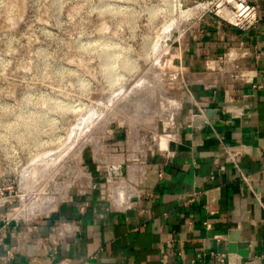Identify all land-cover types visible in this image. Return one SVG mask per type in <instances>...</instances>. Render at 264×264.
Returning a JSON list of instances; mask_svg holds the SVG:
<instances>
[{"label":"crops","instance_id":"obj_1","mask_svg":"<svg viewBox=\"0 0 264 264\" xmlns=\"http://www.w3.org/2000/svg\"><path fill=\"white\" fill-rule=\"evenodd\" d=\"M253 1L259 22L251 29L204 20L184 54L191 80L167 148L133 163L126 205L106 196L111 181L130 177L123 160L92 170L94 186L68 191L42 216L0 211V264H228L230 242L249 250L242 264H264V0ZM228 50L250 82L231 85L216 71ZM119 144L102 149L115 153Z\"/></svg>","mask_w":264,"mask_h":264},{"label":"rangeland","instance_id":"obj_2","mask_svg":"<svg viewBox=\"0 0 264 264\" xmlns=\"http://www.w3.org/2000/svg\"><path fill=\"white\" fill-rule=\"evenodd\" d=\"M216 2L0 0V211L15 216L43 197L88 189L74 165L91 175L106 164L93 141L120 142L111 154L122 153L126 167L163 147L191 80L184 54L204 20L216 19ZM157 79L155 112L138 113L137 86L145 93Z\"/></svg>","mask_w":264,"mask_h":264},{"label":"bare ground","instance_id":"obj_3","mask_svg":"<svg viewBox=\"0 0 264 264\" xmlns=\"http://www.w3.org/2000/svg\"><path fill=\"white\" fill-rule=\"evenodd\" d=\"M165 68H167V69H170V68H168V67H165ZM164 68V69H165ZM166 69V70H167ZM175 70V69H174ZM165 72V71H164ZM157 73V72H156ZM163 73V72H162ZM159 74H161V73H159ZM159 74H156V77H157V75H159ZM159 77V76H158ZM160 78V77H159ZM161 79H157V80H155V84L154 85H152V84H150V85H152V86H150L149 88H148V90H147V92H145L146 93V95H145V93H143V92H141L142 91V89L141 88H145V89H147L144 85L142 86L141 84H143V83H141V84H139L138 86H137V89H138V87L140 88V89H138V96H135V98L133 99V101L136 103V105H137V108H136V110L135 111H137L138 113H142V112H144V113H146L147 111V109H149V111L151 112V114L152 113H154L155 112V109H156V107H155V109H154V99H155V95L154 94H156V93H154V89L152 88V87H154L155 85H160V87L162 86L161 84H163L161 81H160ZM193 80H194V78H193ZM195 80H196V78H195ZM176 82V81H175ZM165 85H167V84H165ZM163 87V86H162ZM168 87V86H167ZM157 88V87H156ZM134 91V89H131V92H133ZM158 90V89H157ZM157 90H155L156 92H157ZM144 91H146V90H144ZM162 91H164V90H162ZM140 93V94H139ZM164 100H163V98L161 99V102H163ZM156 102V101H155ZM140 104V105H139ZM179 104H180V106H181V101H177L176 102V106L175 107H178L179 106ZM147 107V108H146ZM145 108V109H144ZM142 111V112H141ZM137 113V114H138ZM139 115V114H138ZM140 116V115H139ZM139 116H137V117H139ZM153 116V115H152ZM149 117H151V115L149 116ZM104 118H106V117H104ZM101 119V118H100ZM93 120V119H92ZM105 121H102V123L103 122H105V123H103L104 124V126L101 128L102 129V131L103 130H105V132H104V135H106L107 134V132H108V121L106 120V119H104ZM148 119H146L145 121V123H147L148 121H147ZM82 120L81 119H78V122H77V124L78 125H81L82 123ZM89 122V121H88ZM88 122H86V123H88ZM92 121L90 120V122H89V124L91 123ZM131 123V122H130ZM149 123H151V122H149ZM148 123V124H149ZM103 124H101V125H103ZM132 124V123H131ZM77 125V126H78ZM88 125V124H87ZM147 125V124H146ZM134 126V125H133ZM147 126H149V125H147ZM79 128H80V126H78ZM81 127H82V125H81ZM85 127V126H84ZM151 127V126H150ZM153 127V126H152ZM74 129H75V127H73ZM104 128V129H103ZM135 128V127H134ZM74 129H73V133H74ZM100 129V130H101ZM133 130V129H132ZM133 131H135V130H133ZM100 132V131H99ZM136 133V132H135ZM77 134V133H76ZM136 135H134L133 137H135ZM167 140H168V136H166V135H162L161 137H160V141H161V144H162V146H165V144H166V142H167ZM70 141V140H69ZM136 142V141H135ZM131 145H133L132 143H131ZM133 147V146H132ZM137 147V146H136ZM93 150H94V158H95V160H97L98 162H103V163H111V162H122L123 160H124V158H125V156L122 154V153H118V154H106V153H104L103 154V150H102V144L99 142V141H93ZM52 154H50V153H45L46 154V157H48L49 155H54L53 154V152H51ZM44 154V155H45ZM48 155V156H47ZM62 155V154H61ZM61 155H59V156H61ZM41 156V155H40ZM40 156H38V157H40ZM43 156V155H42ZM56 156H58V155H56ZM58 156V157H59ZM43 157H45V156H43ZM50 157H52V158H54V156H50ZM78 157V155L76 154V158ZM37 159H39V158H37ZM36 159V160H37ZM41 159V158H40ZM50 159V158H49ZM49 159L47 160V158H46V160L44 159V161H43V164L45 165V164H47V163H51V162H49ZM36 160H34L35 162H36ZM37 161H39V160H37ZM48 161V162H47ZM50 161H51V159H50ZM41 163V162H40ZM32 165V164H31ZM30 165V166H31ZM49 165V164H48ZM74 167H75V170H76V174H78L79 176H80V178L81 179H86L87 180V177H88V179H89V183H90V175L88 174V172H84L83 171V169H81V167L79 166V164H78V161H77V163H75V165H74ZM73 167V168H74ZM130 167V170H131V173H130V177H129V179H124V178H120V179H116V180H114V181H111L110 183H109V187H108V189H109V192H110V195H111V198L118 204V205H120V207H123L124 206V204L126 205V202H127V197L129 196V195H132L133 193H135V186L131 183V181L133 182L134 180L136 181V177H135V173H136V171H135V165L134 164H132V165H130L129 166ZM25 170H27V168L25 169ZM141 170V169H140ZM144 170V169H143ZM28 171H29V169H28ZM138 171V170H137ZM26 171H24V173H25ZM29 173V175H30V172H28ZM28 173L27 174H25V175H28ZM140 174V173H139ZM26 177V176H25ZM141 177V176H140ZM139 180H141V179H139ZM88 183V184H89ZM136 185V184H135ZM139 192V191H138ZM67 190H64V192H62L61 193V195H56V196H52V197H50V198H45V197H43L41 200H36V201H33V202H31V204L30 205H28V207H27V209H26V212L27 213H29V214H33V216L35 215V213L36 212H48L49 210H52V209H55V207H56V205L59 203V201H61L63 198H65L66 196H67ZM113 201V202H114ZM115 203V204H116ZM117 206V205H116ZM120 207H118V208H120Z\"/></svg>","mask_w":264,"mask_h":264},{"label":"built area","instance_id":"obj_4","mask_svg":"<svg viewBox=\"0 0 264 264\" xmlns=\"http://www.w3.org/2000/svg\"><path fill=\"white\" fill-rule=\"evenodd\" d=\"M216 16L222 19L223 21L227 22L228 24L237 27L241 30L251 29L255 27L259 22L257 5L253 0H217ZM245 55L246 53H244L241 57H244ZM239 57L236 56L230 50L225 51L216 56V71L220 72L223 78L230 80V83H232L231 85H233V82L251 81L250 73L248 72L246 67H244L242 64L239 63L238 61ZM186 72L188 74L187 69ZM229 100L233 101L234 100L233 96H231ZM181 105H182V98H181ZM242 113L243 112L240 109H238L236 112L237 115L238 114L240 115ZM167 142L165 146L160 147L159 150H163L165 147L167 148ZM27 207H24V209L19 208L18 210H21L19 212L17 208H15L14 213L16 215L15 216L12 215V216L14 218H22L24 217V215L22 214H26L27 216L33 215L26 212ZM48 212H41V213L45 214ZM205 224L208 226L207 221L205 222ZM210 255L216 258V252H210Z\"/></svg>","mask_w":264,"mask_h":264},{"label":"water","instance_id":"obj_5","mask_svg":"<svg viewBox=\"0 0 264 264\" xmlns=\"http://www.w3.org/2000/svg\"><path fill=\"white\" fill-rule=\"evenodd\" d=\"M203 122V118L198 116L197 114L193 116L194 124H201ZM249 250L238 248L235 242H230L228 247V264H242V258L249 255ZM245 264H254L253 261H248Z\"/></svg>","mask_w":264,"mask_h":264}]
</instances>
